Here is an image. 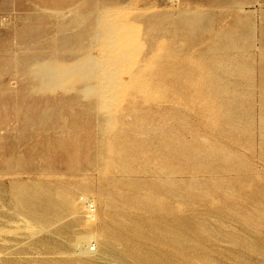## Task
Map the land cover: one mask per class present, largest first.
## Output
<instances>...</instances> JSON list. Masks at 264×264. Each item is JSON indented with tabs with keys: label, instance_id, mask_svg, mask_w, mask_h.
Wrapping results in <instances>:
<instances>
[{
	"label": "rangeland",
	"instance_id": "374dc122",
	"mask_svg": "<svg viewBox=\"0 0 264 264\" xmlns=\"http://www.w3.org/2000/svg\"><path fill=\"white\" fill-rule=\"evenodd\" d=\"M164 2L94 48L0 11V264H86L83 195L128 264H264V2Z\"/></svg>",
	"mask_w": 264,
	"mask_h": 264
},
{
	"label": "crops",
	"instance_id": "0c3cea01",
	"mask_svg": "<svg viewBox=\"0 0 264 264\" xmlns=\"http://www.w3.org/2000/svg\"><path fill=\"white\" fill-rule=\"evenodd\" d=\"M207 1L195 0V6L188 10L228 11L222 7L214 8L211 2ZM253 1L255 3V0ZM246 3V0H237V11H245ZM154 6L162 11L170 9L166 7L164 0H0V11H45L46 19L43 24L46 25L44 29L46 37L52 36L47 34L51 30L50 25L59 22L62 27L69 22L65 16L71 11L74 14L72 22L76 27L74 29L75 37L78 39L76 41L82 42L76 46L89 48L100 47L102 40L105 41V46L112 41V11H150L155 9ZM260 11H264V8ZM260 20L264 22V16ZM59 30L61 31L56 34L57 38L63 40L67 30L66 33L65 29ZM260 36L261 39L264 38V33L261 32ZM28 41L33 42L35 38L30 35Z\"/></svg>",
	"mask_w": 264,
	"mask_h": 264
},
{
	"label": "bare ground",
	"instance_id": "6f19581e",
	"mask_svg": "<svg viewBox=\"0 0 264 264\" xmlns=\"http://www.w3.org/2000/svg\"><path fill=\"white\" fill-rule=\"evenodd\" d=\"M82 200L86 203L88 216L84 230L77 232L73 250L83 257L86 264H128L122 257H116L115 247L111 241L112 234L99 227L94 201L84 195ZM91 245H94L93 250L90 249Z\"/></svg>",
	"mask_w": 264,
	"mask_h": 264
}]
</instances>
